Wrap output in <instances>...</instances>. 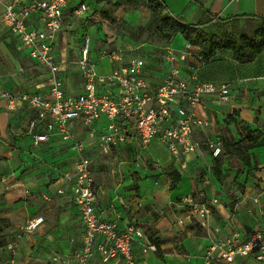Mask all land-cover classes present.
Listing matches in <instances>:
<instances>
[{
    "label": "crops",
    "instance_id": "obj_1",
    "mask_svg": "<svg viewBox=\"0 0 264 264\" xmlns=\"http://www.w3.org/2000/svg\"><path fill=\"white\" fill-rule=\"evenodd\" d=\"M86 1L88 4L87 12H89L91 3H88V0ZM160 1L171 16L184 25L197 24L212 17L213 20L204 25V29L207 31L214 26L216 22L214 19L217 20L218 18L226 19L239 15L264 17V0H167L166 2H170L169 5L171 4L170 6L163 0ZM177 5L179 6L178 8L175 7ZM1 11L2 8L0 7V13ZM64 18L65 26L62 34L57 39L56 54L58 60L62 62L61 78L65 91L68 94L76 95L83 89L82 80L80 89L68 88L64 81L65 71L63 66L67 62V52L74 51L73 54L77 58V50L80 48L70 46L67 51L68 44L65 33L67 34V30L74 28L85 29L89 25L91 17L89 16L85 20L74 19L71 17V10H69L64 12ZM0 31H2L3 36L12 44L13 49L20 56L26 55L28 57L27 51L20 46L15 37L5 30L1 23ZM182 41L184 44L186 43L183 39ZM170 43L167 45H170ZM162 46L164 45L153 44V48L148 54L151 58H149V61L146 60L145 76L152 85L159 84L168 71V66L159 57V48ZM223 53H217L214 58ZM137 55L143 57L141 54ZM31 62L34 63L33 61ZM148 62H151V65ZM235 63L237 64L235 67L237 70L242 72L245 70V64ZM34 64L44 70L45 80L39 82L33 91L16 88L13 81H9V74L0 75V83L5 89L12 92L45 95L47 92L45 86L48 72L38 64ZM198 66L194 67L198 70L200 81L218 82L224 79L222 74L210 76L206 72V67L200 69V66ZM18 68L20 70V66ZM239 77L243 78L245 76L241 74L237 78ZM154 80H157V82ZM238 80L218 82L231 84L233 99L230 103L216 104L211 99L204 98L202 99V104L195 108V113L199 118L209 121L208 128L196 129L193 134V139L204 146L202 149L205 148V143L209 140L219 139V130L225 125L227 117L234 112H236L234 118L238 122L246 124L251 129L264 132V78L259 76L243 78L241 80H245L246 84L244 83V85L243 81L239 83ZM237 83H239L244 92L241 99L237 97ZM248 88L254 90L255 98H251L250 93L247 91ZM253 109L255 112L252 111ZM31 115L25 109L9 111L0 107V205L4 208L3 217L5 218L3 220L12 223L13 228V234L7 242L10 243L15 238L18 229L22 225L41 218L42 222L38 227L32 232L25 234L20 241L17 251V264H20L22 256H26V261L36 260V258L39 259L42 256L47 257L48 260L46 259V261L48 263L50 261H64L66 254L71 252L74 247H76L78 252L83 235V227L75 209L71 187L65 182L63 177L64 174L73 171L76 155L70 150L69 144L59 137H51L46 143L35 145L33 138L25 134ZM254 116L258 118L257 121L254 120ZM104 123L105 121L102 120L98 124L97 132H99ZM72 129L77 138L83 140L86 144L84 154L93 161L92 176L97 197L96 208L101 218L106 221H112L115 218L114 214L119 213L122 217L118 222L119 228L133 224L140 227L147 238L149 236L148 232H151L155 238L161 241L160 253L158 254L162 258H157V253L141 257L140 250L135 248L134 252L139 256L143 264H205L201 256L212 241L222 240L224 237L231 236L235 230H238L242 237L247 236L254 230H264V213L260 214L257 208L254 207V203L248 200L250 198L249 193L253 188H264V182L260 180L261 177H264V171L261 172L259 166H257L258 169H255L250 157V164L252 165L250 167L246 166L249 172L241 173L236 179L233 177L236 183L245 186L244 197L247 200H243L244 198L239 194L238 201L233 207L232 205L227 206L224 202L217 205L215 212L208 220L203 218L201 223L199 222L201 226L206 227L208 225L212 229L207 231V235H192L188 230L186 231L188 227L189 229L191 228V222L187 221L184 227L179 226L184 228L182 230L177 229V226L173 225L176 219L185 215V211H182L181 206L177 204V200L183 198V194L189 190V179L182 177L171 191L167 176L158 173L161 169L155 172L141 170L139 166L140 157L138 155H144V157L147 155L157 163L156 165L159 168H164L167 164H171L175 171L180 174H189L195 165L206 166L208 173L211 174L214 161L206 149L190 156L188 170L182 172L170 160L167 151L157 143L152 144L146 151H138L136 144L133 143L129 146L116 148L112 155L108 157H100L97 155L96 139L89 138L85 128L79 123H74ZM36 151L39 153H35ZM132 152L136 156H133V154L130 156ZM250 153L254 155L256 162L264 164V148L253 149ZM198 155L202 157L198 159ZM96 158L101 162L95 164ZM16 160H18V164ZM135 160H138L137 163H135ZM203 169L205 170V168ZM107 170L111 172L109 179L105 177L101 182L96 183L95 174L100 171L106 173ZM229 180L226 177L222 185L218 182L216 185L218 187H226V183L229 184L231 181ZM135 187H137V191L134 189ZM59 189L63 191L62 194L57 193ZM44 196L48 198V201ZM253 196H256L255 198H258L260 202L262 201V206H264V192L255 193ZM29 202L33 204L32 207H29ZM230 202H232L230 198L225 199V203ZM122 204H128L130 207L125 210ZM209 219L214 223L210 222ZM180 231L186 232L180 234V239L172 241L177 236V232L179 233ZM73 238H76V242L73 244L75 246L70 245V240ZM43 246L47 250L44 251ZM175 246H177V249ZM178 249L189 253L190 256L199 257L188 261L178 252ZM88 264H124V262L119 257L103 262L99 256L94 255L90 258Z\"/></svg>",
    "mask_w": 264,
    "mask_h": 264
},
{
    "label": "built area",
    "instance_id": "obj_2",
    "mask_svg": "<svg viewBox=\"0 0 264 264\" xmlns=\"http://www.w3.org/2000/svg\"><path fill=\"white\" fill-rule=\"evenodd\" d=\"M0 7V23L5 30L27 51L31 61L48 72L45 95L12 92L0 83V107L9 111L25 109L32 114L25 134L33 138L35 145L59 137L76 155L73 171L63 175L71 187L83 227L81 247L74 263L88 264L90 258L97 255L103 262L119 257L124 264H143L134 252L135 248L143 257L156 254L155 245L136 225L119 228L121 214L115 213L112 221L101 218L96 208L93 161L84 154L86 144L77 138L72 125L79 123L89 138L96 139L100 157H108L116 148L133 143L138 151H146L157 143L167 151L179 170L185 172L189 157L202 148V144L193 139L195 130L209 127V121L199 118L195 108L204 98L216 104L230 103L233 99L231 84L200 81L194 67L196 48L188 43L181 48L167 44L159 48V57L168 66V71L157 85H152L145 76L146 58L134 52L139 48L130 46L102 50L98 59H107L111 72L98 75L95 63L89 57L90 37L85 33L77 57L83 89L79 94L71 95L65 91L61 78L62 62L57 58L56 43L64 30V12L71 10V17L80 19L88 11L87 1L0 0ZM102 120L105 123L97 132ZM205 148L212 158L223 153L219 139L209 140ZM57 193L63 191L59 189ZM44 198L48 201L46 196ZM183 201L189 211L178 218L179 226L191 222L192 215L210 216L211 204L195 202L191 197L183 198ZM252 202L259 204L258 198ZM122 205L125 210L130 207ZM41 222L42 219L38 218L18 229L15 240L7 245L10 264H15L23 236L35 230ZM186 257L188 260L196 258ZM201 258L205 264H242L240 260L246 258L264 263V230H254L245 237L235 230L231 236L212 241Z\"/></svg>",
    "mask_w": 264,
    "mask_h": 264
},
{
    "label": "rangeland",
    "instance_id": "obj_3",
    "mask_svg": "<svg viewBox=\"0 0 264 264\" xmlns=\"http://www.w3.org/2000/svg\"><path fill=\"white\" fill-rule=\"evenodd\" d=\"M168 6L169 3L166 2L167 0H163ZM120 2V0H103L100 3H96V0H88V3L90 4L89 12L83 14L80 19L85 20L87 17L90 18L89 25L86 26V28H74L72 30H67V34L65 33V37L67 39V51L69 50L70 46H73L75 48H80L81 46V40H82V34L86 33L90 37V48H89V57L90 59L95 63V72L98 75H108L111 72V65L108 63L107 59L99 60V53L102 52L104 49L113 50V49H120V48H126L127 46H130L134 49L139 48L135 50L134 52H138L139 54L143 55V57L146 58L147 61H149L150 56L149 51L151 50L153 44H164L163 40L160 39L154 32L153 25H152V14L150 11L146 9L145 1L144 0H125V2L121 5H115L116 3ZM181 4V2H180ZM182 5V4H181ZM178 8L179 6H175ZM219 25V24H218ZM246 30L249 31V26L245 24L243 21L241 22V27H245ZM215 29V30H214ZM224 29H228L227 27ZM224 29L217 28V26H214V28H209L208 32H214L217 35L221 34L224 31ZM86 31V32H83ZM176 38V37H175ZM173 39L170 43V46H173L175 48H181L184 43L180 36H177L176 39ZM76 51V50H75ZM74 51H68L67 52V62L64 64L63 68L65 71V77L64 81L66 82V85L70 89L76 88V90L80 89L81 86V76L79 72V67L77 66V58L73 54ZM80 50H77V56H79ZM29 57L24 55L23 57L20 56L12 47V44H10L6 37L3 36L2 31H0V75L3 74H9L10 79L9 81H13L14 86L18 89H22L25 91H33L35 86L41 82L42 80H45V72L40 67L36 66L34 63H32ZM18 63V64H17ZM200 63V64H199ZM149 65H151V62H148ZM196 65L200 66V69L203 67H206V72L208 75L212 76L215 74H222L224 76V79L222 81L218 82H233L237 79L240 83L241 79L247 78L249 76L252 77H262L264 78V52H262L259 56H257L253 62L249 64H245V70L242 72L241 70H237L235 67L237 64L233 61L231 53L224 52L220 56L213 58L209 63L200 62V60L196 61ZM20 66V70L18 68ZM110 66V67H109ZM198 66V67H199ZM248 70V71H247ZM243 75L245 77L237 78L240 75ZM157 82V80H154ZM245 81V80H244ZM243 81V85L244 82ZM16 82V83H15ZM214 82V81H211ZM217 82V83H218ZM238 84V98L241 99L243 97L244 92L241 89V86ZM246 84V83H245ZM247 91L250 93L251 98H255V92L253 89H247ZM238 99V100H239ZM252 111L255 112L253 109ZM254 120H258L257 117L254 116ZM235 122H238L235 118ZM240 123V122H239ZM219 140L225 139H231L232 141H237L238 136L235 132V124L232 121L225 120V125L222 127V129L219 130ZM264 134V132H262ZM202 147H204L202 145ZM264 148V147H262ZM206 148H201L200 151H203ZM207 150V149H206ZM199 151V152H200ZM208 151V150H207ZM35 153H39L36 151ZM136 156L133 152L130 154V156ZM140 162L139 166L141 170L148 171V172H155L159 169L160 172H158L161 175L167 176L169 179V189L172 191L176 184L175 176L176 171L171 164H167L164 168H159L150 157L147 155L140 156ZM202 157L198 155V159ZM249 157L251 159V162L255 165V169H258L257 166H259V170L262 172L264 171V164L258 163L255 161L254 155L249 152ZM138 160H135V163H137ZM101 162L99 159H95V164H98ZM16 163L18 164V160H16ZM198 163V162H197ZM225 164V165H224ZM252 165V164H251ZM204 166V165H203ZM202 165H195L192 167L189 174H179V181L182 177H186L189 179V190L183 194V198L191 197L193 201L198 203H208L211 204V214L208 218H210L213 215V212H215V208L217 205L224 202L227 206L232 207L236 204L238 201L239 194L241 197H243V200L245 199L244 195V185H241L239 183H236L235 180H233V177L235 179L244 172H249V170L246 169V166L241 163L236 158H230V157H224L223 158V165L222 169L225 172V175L227 178H229L230 182L229 184L226 183V187H218L216 185L217 181L211 174L208 173V168ZM18 167V166H17ZM205 168V170L203 169ZM252 170V169H251ZM207 171V173H206ZM111 172L107 170L106 173L98 172L95 174V180L97 182H101V180L105 177L109 179V176ZM151 174V173H150ZM153 177V175H151ZM261 182H264V177H261ZM207 182V183H206ZM220 186V185H219ZM264 192V188H253L251 192L249 193L250 200H252L256 197L253 196L255 193H262ZM253 196V197H252ZM183 198L177 200V204L181 206L180 208L182 211H189V208L187 206H184ZM230 198L232 202L225 203V199ZM240 198V197H239ZM224 199V200H223ZM1 202V200H0ZM30 203L29 207H32L33 204ZM1 204V203H0ZM253 204V203H252ZM254 207L257 208L258 212L264 213V206H262V201H259V204H253ZM172 207H174L172 205ZM4 208L2 205H0V264H10L11 255L8 252L7 245L9 244L7 241H9L11 235L13 234V228L12 223H9L7 220H3L4 216ZM252 213V212H251ZM208 218H205L208 220ZM203 218L192 215L191 219V225L190 229L189 227L186 229L188 230L190 234L192 235H207V231L211 230L212 228L210 226L203 227L199 224L201 223V220ZM213 219V218H212ZM210 220V219H209ZM190 222V221H189ZM210 222H213L210 220ZM214 223V222H213ZM173 225L177 226V229L182 230L184 228L179 227L178 225V219H176L175 222H173ZM184 232H177V236L174 237L172 241L180 239L181 235L185 233ZM149 236L154 237V234L151 232H148ZM15 238L12 240L14 241ZM76 242V238H73L70 240V245H73ZM20 243V242H19ZM175 243V242H173ZM43 250H47L44 246L42 247ZM177 249V246H175ZM74 247L71 252L66 254L64 261L59 262H51L48 263L46 261L47 257L42 256L39 259L36 258V260L26 261V256H22L20 258V264H75L74 258L77 254V249ZM8 253H7V252ZM18 251V250H17ZM178 252L185 257L186 260L187 256H189V253L185 251H181L178 249ZM8 254V256H7ZM51 256V254L49 253ZM157 258H162L160 254L156 255ZM199 256H196L195 259H198ZM18 252L15 256V264L18 263ZM48 260V259H47ZM50 260V259H49ZM52 260V259H51ZM190 260V259H189ZM188 260V261H189ZM243 264H262V263H256L252 260H248V262H244Z\"/></svg>",
    "mask_w": 264,
    "mask_h": 264
},
{
    "label": "trees",
    "instance_id": "obj_4",
    "mask_svg": "<svg viewBox=\"0 0 264 264\" xmlns=\"http://www.w3.org/2000/svg\"><path fill=\"white\" fill-rule=\"evenodd\" d=\"M101 1L103 0H96V3L98 4ZM144 1L146 9L152 14L154 32L163 40V45L170 43L177 35H180L186 43L196 48V60H200V62L209 63L217 53L230 52L235 62L247 64L253 62L257 56L264 52V17L239 15L226 19H214L216 21L214 26H217V28H228L224 29L223 32L221 30V34L217 35L204 29V25L213 20L212 17L197 24L184 25L171 16L160 0ZM124 2L125 0H120L115 5H121ZM242 21L249 26V31L245 29L246 25L244 28L241 27ZM235 115L236 112L229 115L227 119L235 124L238 140L232 141L225 138L221 140L223 153L220 157L213 158L212 175L220 185L226 180L225 172L222 169L224 157L236 158L245 166L250 167L249 152L264 147V134H262V131L251 129L242 122H235ZM179 174L176 171V182H179ZM134 189L138 190L137 187ZM148 240L152 245H155L157 254L160 253L161 241L152 236H148ZM248 260L252 259L246 258L240 261L243 264Z\"/></svg>",
    "mask_w": 264,
    "mask_h": 264
}]
</instances>
